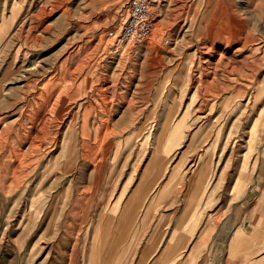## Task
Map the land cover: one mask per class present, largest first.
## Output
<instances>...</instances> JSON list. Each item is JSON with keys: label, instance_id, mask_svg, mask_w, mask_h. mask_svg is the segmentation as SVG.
Returning <instances> with one entry per match:
<instances>
[{"label": "rangeland", "instance_id": "374dc122", "mask_svg": "<svg viewBox=\"0 0 264 264\" xmlns=\"http://www.w3.org/2000/svg\"><path fill=\"white\" fill-rule=\"evenodd\" d=\"M129 2L0 0V264H264V0Z\"/></svg>", "mask_w": 264, "mask_h": 264}, {"label": "built area", "instance_id": "2783aa9c", "mask_svg": "<svg viewBox=\"0 0 264 264\" xmlns=\"http://www.w3.org/2000/svg\"><path fill=\"white\" fill-rule=\"evenodd\" d=\"M156 0H130L120 12L109 37L122 44L146 42L153 35L158 20ZM168 43V41H167Z\"/></svg>", "mask_w": 264, "mask_h": 264}, {"label": "bare ground", "instance_id": "6f19581e", "mask_svg": "<svg viewBox=\"0 0 264 264\" xmlns=\"http://www.w3.org/2000/svg\"><path fill=\"white\" fill-rule=\"evenodd\" d=\"M233 26V25H232ZM233 28V27H232ZM232 33H233V31H232ZM258 158H259V156H258ZM257 158V159H258ZM256 159V158H255ZM256 159V160H257ZM260 163V162H259ZM264 163V162H263ZM254 164H255V162H254ZM253 164V165H254ZM258 164V163H257ZM207 166V165H206ZM206 166L205 167H203L202 168V170H201V172H200V176H199V179H198V186L200 187V185H206V182H207V174H205L206 172ZM81 169V168H80ZM256 171H257V168H256V166H253L252 167V174H251V176H252V178H254V175H255V173H256ZM260 174V173H259ZM249 177H250V175L249 176H243V175H240L239 177H238V180L240 181V183H241V186H242V189H246V191H247V184H248V182H249ZM256 178V177H255ZM252 182H255V181H252ZM260 185V184H259ZM255 187V186H254ZM257 189V188H256ZM78 200H81V199H78ZM74 211V210H73ZM259 215V214H258ZM260 220V218L257 220V221H259ZM264 222V221H263ZM260 225H257L255 228L257 229V233H255V235L253 236V239L254 240H258V238H260V227H259ZM243 235V236H242ZM248 236L249 235V233H248V231H241L240 229L237 231V233H236V235H235V237H234V239H233V241L232 242H234V241H237V240H241L244 236Z\"/></svg>", "mask_w": 264, "mask_h": 264}, {"label": "crops", "instance_id": "0c3cea01", "mask_svg": "<svg viewBox=\"0 0 264 264\" xmlns=\"http://www.w3.org/2000/svg\"><path fill=\"white\" fill-rule=\"evenodd\" d=\"M262 187H263V185L260 183V189H262ZM261 193H260V196H262V199H261V201H260V213H262L263 212V210H264V187H263V189H262V191H260ZM262 217V216H261ZM260 217V218H261Z\"/></svg>", "mask_w": 264, "mask_h": 264}]
</instances>
